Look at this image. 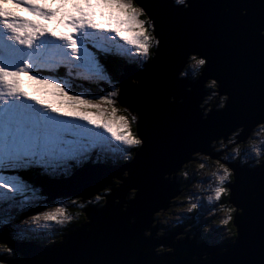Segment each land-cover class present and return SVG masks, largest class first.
<instances>
[{"label":"snow or ice","instance_id":"6c2138e0","mask_svg":"<svg viewBox=\"0 0 264 264\" xmlns=\"http://www.w3.org/2000/svg\"><path fill=\"white\" fill-rule=\"evenodd\" d=\"M0 264H264V3L0 0Z\"/></svg>","mask_w":264,"mask_h":264},{"label":"water","instance_id":"95a60500","mask_svg":"<svg viewBox=\"0 0 264 264\" xmlns=\"http://www.w3.org/2000/svg\"><path fill=\"white\" fill-rule=\"evenodd\" d=\"M198 2L203 3V4H217V3H224V4H228L233 2V0H198ZM242 2H254V3H264V0H242ZM202 15L204 17H218L223 15V9H211V8H205L201 10ZM249 58L254 61L255 67L258 69V63H259V53L258 52H249L248 53ZM123 76L126 79L128 75H131L132 72L130 70H123ZM206 98V97H205ZM204 98V99H205ZM202 102V101H201ZM195 108V103L193 102L192 105H190L188 111H191L192 109ZM43 183H45V187H47V182L46 181H42ZM60 196H56L54 197V199L59 198ZM173 201L176 200V197L172 198ZM65 235H68L67 233ZM82 249L86 250V245H81L80 246ZM61 256L65 255V254H60Z\"/></svg>","mask_w":264,"mask_h":264},{"label":"rangeland","instance_id":"374dc122","mask_svg":"<svg viewBox=\"0 0 264 264\" xmlns=\"http://www.w3.org/2000/svg\"><path fill=\"white\" fill-rule=\"evenodd\" d=\"M93 2H95V0H93ZM108 10H105V12H107ZM19 14L20 15H22V16H27L29 19H32V17H31V15L29 14V13H27V12H24V11H20L19 12ZM66 71V70H65ZM123 73H124V71H123ZM25 80H27V78H25ZM74 84H78V82H76V83H74ZM80 85H82V86H84V91H82L83 93H87V94H91V95H95L98 91H99V89H97V92H95L93 89H96V87H95V85H90L89 83L88 84H84V83H82V84H80ZM26 90H28V91H32V89L30 88V87H28L27 86V84H26ZM101 88H103L104 87V85H101L100 86ZM73 94H75V93H73ZM208 98L206 97L205 98V100H207ZM202 104H203V101L201 102ZM209 106H210V104H209ZM193 166L192 165H189V168L191 169ZM196 188H197V183L196 182H193V184H190V185H188V187L186 188V189H184V191H189V190H196ZM63 199V197H59V198H57V199H55V200H57V201H59V200H62ZM176 199H177V197H176ZM57 205L56 204H51L50 205V207H56ZM44 210H48L47 208H45ZM175 211H177L178 213L179 212H181V211H184V209H175ZM188 215H191V213H188ZM179 217H177V219H178ZM207 218V217H206ZM177 229H181L182 230V226L181 225H176L175 226ZM58 237H56V236H53V241H58Z\"/></svg>","mask_w":264,"mask_h":264},{"label":"trees","instance_id":"16d2710c","mask_svg":"<svg viewBox=\"0 0 264 264\" xmlns=\"http://www.w3.org/2000/svg\"><path fill=\"white\" fill-rule=\"evenodd\" d=\"M108 66H110V65H108ZM62 71L66 73L65 70H62ZM65 78H67V77L65 76ZM76 82H78V84H73V88L76 89L77 92H82V91H84V86H82V85H80V84H82V83H84V84H88V82H84V81H76ZM93 90H94L95 92H97V88H96V89H93ZM65 234H66V233H65Z\"/></svg>","mask_w":264,"mask_h":264},{"label":"clouds","instance_id":"9594fccd","mask_svg":"<svg viewBox=\"0 0 264 264\" xmlns=\"http://www.w3.org/2000/svg\"><path fill=\"white\" fill-rule=\"evenodd\" d=\"M181 2H183V0H181Z\"/></svg>","mask_w":264,"mask_h":264}]
</instances>
